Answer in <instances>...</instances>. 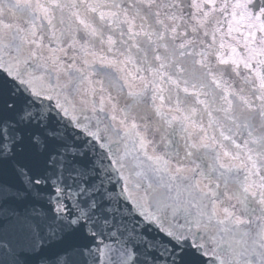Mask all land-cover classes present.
I'll return each mask as SVG.
<instances>
[{
    "label": "snow or ice",
    "instance_id": "snow-or-ice-1",
    "mask_svg": "<svg viewBox=\"0 0 264 264\" xmlns=\"http://www.w3.org/2000/svg\"><path fill=\"white\" fill-rule=\"evenodd\" d=\"M0 264H264V0H0Z\"/></svg>",
    "mask_w": 264,
    "mask_h": 264
}]
</instances>
